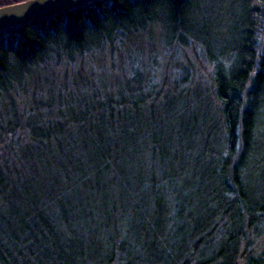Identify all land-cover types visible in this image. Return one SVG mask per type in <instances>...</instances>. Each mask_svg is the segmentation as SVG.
I'll return each mask as SVG.
<instances>
[{
	"label": "trees",
	"instance_id": "obj_1",
	"mask_svg": "<svg viewBox=\"0 0 264 264\" xmlns=\"http://www.w3.org/2000/svg\"><path fill=\"white\" fill-rule=\"evenodd\" d=\"M217 3L229 7L221 44ZM156 27L212 65L217 113L175 83L150 106L132 91L64 105L48 124L27 120L17 146L0 132V264H236L264 236V192L246 186L264 158V0H104L0 31V96L34 70L121 61Z\"/></svg>",
	"mask_w": 264,
	"mask_h": 264
},
{
	"label": "rangeland",
	"instance_id": "obj_2",
	"mask_svg": "<svg viewBox=\"0 0 264 264\" xmlns=\"http://www.w3.org/2000/svg\"><path fill=\"white\" fill-rule=\"evenodd\" d=\"M215 7L219 8V15L212 17L210 22L215 26L217 21L220 26L211 34L215 36V42L221 44L227 40L228 33L224 29V20L229 7L225 3H217ZM262 35L260 45L263 48L264 34ZM219 44L212 48L220 49ZM115 54L120 56V53ZM121 55L123 57L121 61L116 58L95 59L82 65H71L69 70L62 65H60L62 68L58 66L55 70L45 73L34 70L25 78V82L13 85L12 90L0 96V132L9 129L14 133L9 137H3L2 141L13 146L20 145L19 134L23 128L26 129L27 120L48 124L59 118V112L63 111L60 114L61 118L65 115L64 109L58 110L64 105L71 107L72 110H78L84 106L87 98L95 96L99 99L102 97L112 99L118 91L128 94L132 91L134 95L140 94L144 99L147 96L151 97L150 101L147 100L150 106L153 102L151 94L153 91L159 93L169 88L173 90V86L178 85L181 87L179 91H184L188 98L198 95L200 100H206L205 104L211 114L214 113V109L217 113V105L212 94L213 67L197 46L168 47L156 27L141 34ZM132 75L135 81L131 79ZM182 76L185 77L184 85L181 84ZM261 121L259 133L262 134L264 141V117ZM4 147L5 145L1 146L2 149ZM261 159L258 156L253 160L254 171L246 181L247 189L253 196L264 192V158L262 162ZM244 247V244L239 247L236 264H245L249 258L262 256L264 236L253 237L246 250Z\"/></svg>",
	"mask_w": 264,
	"mask_h": 264
},
{
	"label": "water",
	"instance_id": "obj_3",
	"mask_svg": "<svg viewBox=\"0 0 264 264\" xmlns=\"http://www.w3.org/2000/svg\"><path fill=\"white\" fill-rule=\"evenodd\" d=\"M104 0H27L0 7V31L69 14Z\"/></svg>",
	"mask_w": 264,
	"mask_h": 264
}]
</instances>
